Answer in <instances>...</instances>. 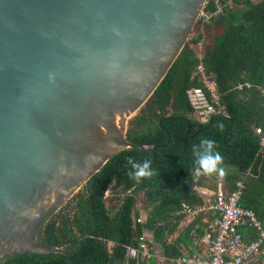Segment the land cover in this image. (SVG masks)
<instances>
[{
    "label": "water",
    "instance_id": "water-1",
    "mask_svg": "<svg viewBox=\"0 0 264 264\" xmlns=\"http://www.w3.org/2000/svg\"><path fill=\"white\" fill-rule=\"evenodd\" d=\"M206 1L0 0V262L23 251L73 261L38 243L43 220L116 152L144 155L127 121Z\"/></svg>",
    "mask_w": 264,
    "mask_h": 264
},
{
    "label": "trees",
    "instance_id": "trees-1",
    "mask_svg": "<svg viewBox=\"0 0 264 264\" xmlns=\"http://www.w3.org/2000/svg\"><path fill=\"white\" fill-rule=\"evenodd\" d=\"M213 8L214 0L203 7ZM199 40L203 41L202 60L216 78L224 111L205 123L191 116L186 96L188 88L200 85L192 75L198 62L192 45ZM244 81L252 85L238 89L236 85ZM263 83L264 0H236L207 22L197 20L163 79L127 121L126 139L147 145L144 155L132 147L116 152L40 227L38 243L66 250L73 261L60 252L23 251L0 264H156L153 258L128 255V247L137 245L143 230L153 233L167 264H176L171 259L182 255L188 244L206 231L212 233L206 227L216 216L213 209L197 211L205 206L199 188L209 186L213 191L218 179L217 173L195 174L192 145L205 137L216 141L223 166L230 168L221 175L224 187L231 190L237 180H243L241 205L254 209L264 225V146L253 127L262 123L258 85ZM130 159H150L154 174L136 182L128 174ZM110 186L114 193L105 197ZM138 196L146 209L140 223L135 221L143 211L136 207ZM185 205L196 214L179 228L188 215ZM241 227L247 228L246 239H252V229Z\"/></svg>",
    "mask_w": 264,
    "mask_h": 264
},
{
    "label": "built area",
    "instance_id": "built-area-1",
    "mask_svg": "<svg viewBox=\"0 0 264 264\" xmlns=\"http://www.w3.org/2000/svg\"><path fill=\"white\" fill-rule=\"evenodd\" d=\"M234 1L236 0H214V8L202 9L197 20H200L202 24L207 22L210 18L221 14L224 8L231 6ZM192 46L198 59L192 75L197 78L200 85L188 88L186 96L192 108L191 116L198 122L205 123L213 114L224 111L216 78L211 71L207 70L202 60L203 41L199 40ZM251 85L250 82L244 81L238 83L236 87L241 89ZM258 89L262 98L263 117L262 123L254 126V131L259 136L260 145L264 146V83L258 85ZM243 188V180H237L235 187L231 190H227L223 182L218 180L212 192L200 191L205 197V206L199 207L197 211L209 208L216 213L212 220V233L207 234L208 250L205 254L183 253L174 259L176 264H256L259 258H262L264 262V225L254 209L241 205ZM185 209L191 214L196 212L187 205ZM144 220L145 213L140 210L135 221L140 223ZM241 226L252 229V239H246L245 233L240 229ZM156 244L153 233L143 230L137 236V245L128 247V255L148 258L151 255L150 250H154Z\"/></svg>",
    "mask_w": 264,
    "mask_h": 264
},
{
    "label": "clouds",
    "instance_id": "clouds-1",
    "mask_svg": "<svg viewBox=\"0 0 264 264\" xmlns=\"http://www.w3.org/2000/svg\"><path fill=\"white\" fill-rule=\"evenodd\" d=\"M192 152L195 157V174L197 176L201 172L208 175L214 173L219 175L225 174L223 156L216 149V141L214 139L201 138L199 143L192 145ZM129 163L131 164V168L128 174L138 183L143 178L152 176L155 172V169L152 167L153 162L150 159H144L143 161L130 159Z\"/></svg>",
    "mask_w": 264,
    "mask_h": 264
},
{
    "label": "crops",
    "instance_id": "crops-1",
    "mask_svg": "<svg viewBox=\"0 0 264 264\" xmlns=\"http://www.w3.org/2000/svg\"><path fill=\"white\" fill-rule=\"evenodd\" d=\"M255 126V125H254ZM253 126V127H254ZM224 168H225V171H228L230 168L229 167H227V166H223ZM218 180H222L221 179V175H219L218 174V179H217V181ZM222 182V181H221ZM208 183V182H207ZM201 190H204V192H212V190H210V187L209 186H203V187H200L199 188V191H201ZM202 192V191H201ZM208 209V208H207ZM207 209H205V210H207ZM200 211H204V210H200ZM196 214V212L195 213H193L192 215L194 216ZM208 219H207V217H206V219H205V221H207ZM212 228V222H210L209 224H208V226L206 227V229L207 228ZM241 229V231H243L244 233L246 232V230H247V228H245V227H241L240 228ZM208 233H210V231H206V233L204 234V236H202L201 238H199V239H197L196 240V242L195 243H193L192 245L191 244H188L186 247H187V249H186V251L184 252V253H189L188 252V250L189 249H192L193 251L192 252H194V253H199V254H205L206 252H207V250H208V237H207V234ZM177 234V233H176ZM176 235H174L173 236V238L175 237ZM160 245L157 243L156 244V246H155V248H154V250H150L151 251V255H150V257H148V258H145V259H151V258H153L154 259V261L156 262V264H167L168 262H167V260L162 256V250L160 249V254L159 255H157V253L156 252H159L158 250H157V247H159ZM161 247V246H160ZM171 262H174V259L172 260L171 259ZM175 263V262H174ZM256 264H264V262H263V260H262V258H259L257 261H256Z\"/></svg>",
    "mask_w": 264,
    "mask_h": 264
},
{
    "label": "rangeland",
    "instance_id": "rangeland-1",
    "mask_svg": "<svg viewBox=\"0 0 264 264\" xmlns=\"http://www.w3.org/2000/svg\"><path fill=\"white\" fill-rule=\"evenodd\" d=\"M137 112V111H136ZM114 188L112 187V186H110V187H108V189L106 190V192H105V194L107 195V196H110L112 193H114ZM108 198V197H107ZM138 200H137V208L138 209H143V211L145 210L146 211V209H145V207H144V201H143V198H142V196H138V198H137ZM193 218V215L191 214V213H189L188 212V215L186 216V218L180 223V227L179 228H182L183 226H185L191 219ZM174 235H176V233L174 234ZM160 249H161V247L159 246V247H157V250L159 251V252H156L157 253V255H159L160 254Z\"/></svg>",
    "mask_w": 264,
    "mask_h": 264
},
{
    "label": "flooded vegetation",
    "instance_id": "flooded-vegetation-1",
    "mask_svg": "<svg viewBox=\"0 0 264 264\" xmlns=\"http://www.w3.org/2000/svg\"><path fill=\"white\" fill-rule=\"evenodd\" d=\"M48 216H49V215H48ZM48 216H47V218H48ZM47 218H45V220H46ZM45 220H43V223L45 222ZM42 225H43V224H42ZM42 225H41V226H42Z\"/></svg>",
    "mask_w": 264,
    "mask_h": 264
}]
</instances>
